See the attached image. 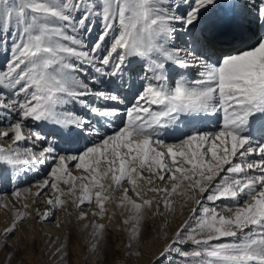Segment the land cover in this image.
<instances>
[{
    "label": "snow or ice",
    "instance_id": "snow-or-ice-1",
    "mask_svg": "<svg viewBox=\"0 0 264 264\" xmlns=\"http://www.w3.org/2000/svg\"><path fill=\"white\" fill-rule=\"evenodd\" d=\"M0 56V184L45 169L41 222L64 195L78 221L94 209L98 254L111 202L133 264L146 212L180 196L190 216L150 264H264V0H0Z\"/></svg>",
    "mask_w": 264,
    "mask_h": 264
},
{
    "label": "rangeland",
    "instance_id": "rangeland-1",
    "mask_svg": "<svg viewBox=\"0 0 264 264\" xmlns=\"http://www.w3.org/2000/svg\"><path fill=\"white\" fill-rule=\"evenodd\" d=\"M3 63L4 58L0 56V65H3ZM104 167V165H101V170ZM74 172V176L83 175L81 170L74 169ZM46 176V170L43 169L42 173L36 178L32 177L30 180L20 183L19 186H15L14 182L1 184V188L7 186L8 189L12 190L6 191V194L0 192V198L7 195V198L0 199V204L7 205V207L0 206V264H97V261L103 264L106 260L124 264L127 260L125 245L128 233L123 230L121 222L129 213L116 208L111 202L106 204L107 213L105 218L99 221L106 225L103 249L98 254L92 253L90 251L93 243L91 224L94 223V218L91 212L94 209H86L90 213L88 218L78 221L79 209L73 204L72 197L64 195L60 198L65 200L66 203L60 206L54 215L44 222L38 219L36 209L38 208L41 213L44 212L48 208L45 201L54 194L60 195L59 192L48 188L39 199L35 197L37 188L33 185L46 178ZM23 178L27 179V176ZM76 183L79 185L80 181ZM58 184L64 193L68 192L70 185H65L62 182H58ZM16 188L21 192L19 198L12 195L13 190ZM26 189L29 191H25ZM121 193L122 189L117 191L115 196L119 197ZM80 194L79 187H77L76 197H79ZM25 203L29 204L30 207L25 209ZM206 203L211 206V202ZM220 203V201H217L218 208ZM175 205V212L172 214L166 213L163 217L153 215L151 211L146 212L142 234L136 245L142 255L139 259H134L133 264H150V261L158 256L166 240L171 239L177 228L189 218L191 203H185L182 197L177 196ZM18 211L30 212L31 215L23 223L17 225L11 239H5L4 230L13 223L15 214ZM121 211H124L123 216ZM85 224L89 225L87 229L83 227ZM62 245H66L68 256L61 262L54 260L53 254ZM185 250L190 249L186 248ZM168 259L172 261V264H184L183 258L179 256H170Z\"/></svg>",
    "mask_w": 264,
    "mask_h": 264
},
{
    "label": "bare ground",
    "instance_id": "bare-ground-1",
    "mask_svg": "<svg viewBox=\"0 0 264 264\" xmlns=\"http://www.w3.org/2000/svg\"><path fill=\"white\" fill-rule=\"evenodd\" d=\"M208 130H219V129H218V128H210V129H208ZM169 139H171V138H169ZM251 158L259 159L258 157H251ZM69 166H72V165L70 164ZM69 170L72 172V174L75 173L73 167H71V168L69 167ZM42 171H43V168L41 169V171H40L39 174H41ZM39 174H36V173H28L27 175H23V176H21V178H22L21 180H14L15 186H16V185L19 186L20 183H24V182H26L27 180H30L32 177L36 178ZM31 175H33V176L30 177ZM25 176H27V179L23 178V177H25ZM28 177H29V178H28ZM15 186H14V188H15ZM11 187H12V186H11ZM8 190L11 191L12 189H8L7 186H3V188H1V184H0V192L2 191L3 193L6 194V191H8ZM2 192H1V193H2ZM3 198H7V195L1 196L0 199H3Z\"/></svg>",
    "mask_w": 264,
    "mask_h": 264
}]
</instances>
